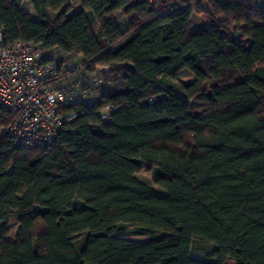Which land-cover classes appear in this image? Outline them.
<instances>
[{
    "label": "trees",
    "instance_id": "16d2710c",
    "mask_svg": "<svg viewBox=\"0 0 264 264\" xmlns=\"http://www.w3.org/2000/svg\"><path fill=\"white\" fill-rule=\"evenodd\" d=\"M27 1L35 17L0 0L4 45L110 69L49 146L16 147L0 108V264H264V8L164 0L176 9L158 15L154 0ZM193 12L206 15L200 29ZM143 170L163 192L135 177ZM193 241L215 261L192 258Z\"/></svg>",
    "mask_w": 264,
    "mask_h": 264
},
{
    "label": "built area",
    "instance_id": "2783aa9c",
    "mask_svg": "<svg viewBox=\"0 0 264 264\" xmlns=\"http://www.w3.org/2000/svg\"><path fill=\"white\" fill-rule=\"evenodd\" d=\"M77 1L67 0L72 5ZM154 1L158 15L176 9L164 0ZM249 2L264 8V0ZM2 37L0 21V108L13 115L4 133L16 147L49 146L79 113L68 108L96 100L105 78L99 68L94 74L84 73L80 62L55 47L21 41L4 45ZM111 110V105L99 109L100 118H109Z\"/></svg>",
    "mask_w": 264,
    "mask_h": 264
},
{
    "label": "rangeland",
    "instance_id": "374dc122",
    "mask_svg": "<svg viewBox=\"0 0 264 264\" xmlns=\"http://www.w3.org/2000/svg\"><path fill=\"white\" fill-rule=\"evenodd\" d=\"M20 5H22V7H24L25 3L22 2ZM31 13H32L33 17H35L34 12H31ZM55 15H56L55 12L50 13V16L52 18H54ZM191 17H192V28L200 29L201 26L203 25V23L205 22L206 15H205V13L193 12ZM115 20L118 23V25L120 26V28L123 29L124 27H126V20H125V17L122 13H117L115 15ZM235 37H237V36L235 35ZM74 58H75L74 61L79 60V56H76ZM109 69L110 68L108 66H103V67H99L98 71H99V74L106 79L109 75L108 74ZM179 79L181 81L188 82V81L193 79V75L188 70L184 69L179 73ZM135 177L138 180L148 184L149 186H151L156 191L163 192L158 186H156L154 184L153 175L150 172L143 170V171L136 173ZM16 228H17V224L15 222H11L8 225V229H9L8 238L9 239H13ZM123 237L127 238V239H132V240H139V241L146 240V238H147L146 236L138 235L132 231H128L126 234L123 235ZM211 250H212L211 245L202 244L198 241H193L190 254H191L192 258H194L196 260L215 261L214 258H208L206 255V253L211 251ZM228 264H232V263L228 262Z\"/></svg>",
    "mask_w": 264,
    "mask_h": 264
},
{
    "label": "crops",
    "instance_id": "0c3cea01",
    "mask_svg": "<svg viewBox=\"0 0 264 264\" xmlns=\"http://www.w3.org/2000/svg\"><path fill=\"white\" fill-rule=\"evenodd\" d=\"M18 2H19V4H21L22 2H24V3H25L24 7H22V5H21V7H22L25 11H27V12L33 17V15H32L31 12H34V11H33V8H32V6H31L30 2L27 1V0H18Z\"/></svg>",
    "mask_w": 264,
    "mask_h": 264
}]
</instances>
